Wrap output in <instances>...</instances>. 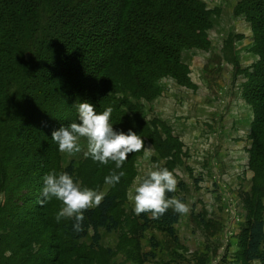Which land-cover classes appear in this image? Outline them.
I'll return each mask as SVG.
<instances>
[{"label":"trees","instance_id":"obj_1","mask_svg":"<svg viewBox=\"0 0 264 264\" xmlns=\"http://www.w3.org/2000/svg\"><path fill=\"white\" fill-rule=\"evenodd\" d=\"M235 14L251 24L253 50L259 56L242 70L235 53L241 36H230L225 43V59L236 74L246 76L243 97L255 115L250 167L257 196L249 206L240 256L246 264L264 263V0H240ZM212 27V11L202 0H0V191L6 195L0 203L1 264H23L22 256L18 262L14 258L37 242L45 243L47 257L35 264H72L73 255L91 260L80 250L81 241L92 230L90 249L95 254L101 248V229L112 232L120 226L114 210L126 199L135 161L144 151L130 153L120 169L112 161L103 165L89 159L93 163L84 173L91 186L112 173L123 171L124 176L100 206L84 212V231L76 233L74 218L56 220L61 201L40 203L42 178L49 172H67L79 182L74 161L62 168L52 132L78 122L74 105L89 102L97 112L112 109L109 122L115 130L132 129L144 145L150 141L165 155L168 140L179 139L160 119L147 121L142 102L161 95L165 77L192 86L183 54L210 49ZM159 128L168 136L165 141ZM167 195L187 205L177 191ZM180 217L172 208L159 218L142 213L138 230L154 225L176 238ZM49 249L55 250L54 259ZM8 250L13 259L5 257ZM147 259L139 252L140 264Z\"/></svg>","mask_w":264,"mask_h":264},{"label":"rangeland","instance_id":"obj_2","mask_svg":"<svg viewBox=\"0 0 264 264\" xmlns=\"http://www.w3.org/2000/svg\"><path fill=\"white\" fill-rule=\"evenodd\" d=\"M202 1L212 11L211 46L208 50L192 49L183 54L192 86H183L174 78L165 77L160 82L161 95L142 102L146 120L160 119L179 140H168L170 146L165 155L152 142H146L145 147L151 149V154L145 159L143 152L136 159V173L126 199L123 202L122 198L114 210L120 226L112 232L101 229V248L95 254L90 249L91 230L81 241L80 249L91 260H79L73 255L72 264H140L139 252L148 255L143 264H246L240 256L241 235L251 217L249 206L257 196L255 173L250 167L255 115L243 97L246 76L236 74L234 65L225 59V43L230 36H241L236 40L235 53L242 70L250 69L259 56L253 50L251 24L244 15L235 14L240 0ZM160 130L165 141L168 136ZM78 143L79 153L71 156L61 153L62 168L74 161L83 188L97 190L104 196L109 194L113 184H106L105 176L100 178L104 179L102 184L91 186L87 181L89 176L85 173L93 161L84 155L86 140L82 138ZM174 147H178L176 156ZM158 167L173 171L176 191L186 198L189 208L174 226L176 238L154 225L138 230L141 221L132 211L134 205L128 198L134 185ZM5 200V193L0 191V203L4 204ZM261 204L264 217V197ZM43 244H32L13 261L18 262L22 256L23 264L38 263L39 257H47ZM48 253L54 259L55 250L49 249ZM5 257L13 259L12 252L8 250ZM248 264L264 263L254 260Z\"/></svg>","mask_w":264,"mask_h":264},{"label":"clouds","instance_id":"obj_3","mask_svg":"<svg viewBox=\"0 0 264 264\" xmlns=\"http://www.w3.org/2000/svg\"><path fill=\"white\" fill-rule=\"evenodd\" d=\"M78 122H72L52 132V140L58 145L61 153L69 156L79 153L82 138L86 140V157L94 162L107 165L109 161L115 163L117 169L122 168L130 153L144 151V158L148 159L151 149L146 148L144 140L132 129L126 133L117 131L109 122L111 108L97 112L95 106L89 102H78L76 105ZM124 172L112 173L105 177L106 184L120 182ZM40 203L43 204L53 198L62 202V207L56 214V220L61 218H74L73 231H84V212L90 208L100 206L104 194L94 189L81 188L78 181L67 173L57 174L49 172L43 178ZM177 180L168 168H156L147 172L138 185H134L129 193V200L134 207L132 211L139 216L150 213L152 218H159L169 208L177 214H187L188 206L180 199L167 194L174 193Z\"/></svg>","mask_w":264,"mask_h":264}]
</instances>
